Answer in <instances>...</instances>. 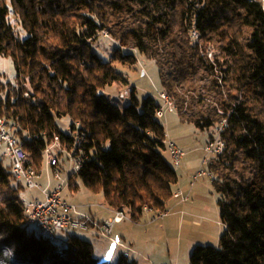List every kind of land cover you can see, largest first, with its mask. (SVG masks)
I'll return each instance as SVG.
<instances>
[{
  "label": "trees",
  "instance_id": "obj_1",
  "mask_svg": "<svg viewBox=\"0 0 264 264\" xmlns=\"http://www.w3.org/2000/svg\"><path fill=\"white\" fill-rule=\"evenodd\" d=\"M83 1L0 0V57L10 58L16 73L14 83L0 73V115L11 133L41 168L54 138L70 149L78 127L87 140L77 177L87 189L134 222L147 208L167 211L178 174L164 157L166 129L156 115L161 104L152 96L140 100L136 88L126 105L106 92L128 85L113 63L134 67L138 55L155 60L162 90L182 121L211 130L228 119L226 149L209 164L223 232L218 246L196 247L190 264H264V0H113L127 16L143 22L157 17L162 26L135 41L132 52L119 46L110 62L82 36ZM101 22L120 38L115 24ZM215 42L210 60L207 47ZM204 73L214 76L208 92L221 79L238 92L235 103L222 98L201 108ZM63 119L71 122L68 133L59 126ZM22 189L11 165L0 160V264H105L78 236L69 239L68 258H57L30 228L20 207ZM117 264L137 262L121 256Z\"/></svg>",
  "mask_w": 264,
  "mask_h": 264
},
{
  "label": "rangeland",
  "instance_id": "obj_2",
  "mask_svg": "<svg viewBox=\"0 0 264 264\" xmlns=\"http://www.w3.org/2000/svg\"><path fill=\"white\" fill-rule=\"evenodd\" d=\"M112 2L113 0H84L79 4V9L80 5L83 8L79 24L82 36L94 45L95 52L105 62L112 60L113 54L119 46H123L122 48L126 52H132L133 49L130 46L135 41L162 26L157 17L143 22L127 16L125 10L113 5ZM120 17L121 19H119ZM102 18L117 26L116 29L119 31L120 38H115L110 32L102 28ZM10 20H12L11 22H13L12 24H14L16 31L20 32L21 27L18 25L16 17L11 15ZM22 35L26 36L24 33ZM193 39H199V35L195 32L193 33ZM219 44L215 42L207 47L210 60L214 59L216 48ZM113 67L125 77L128 85L115 84L109 87L106 92L112 99L117 100L119 94L125 89L136 88L137 96L140 100L152 96L159 104H163L161 99L163 90L160 69L155 60L138 55V63L134 67L118 62L113 63ZM0 73L3 74L6 82H15L16 73L10 58L0 57ZM212 77L214 78L210 73L209 75L204 73V80L200 83V92L206 97L203 98L205 100L203 103L198 101V105L201 108H212L222 98L227 100L229 105H232V102L235 103L238 92L221 79L219 88L210 87L211 90L207 91L206 86H210ZM199 96L197 94V97ZM26 97H29V95H26ZM126 101H122V104L126 105ZM219 113L223 114L222 111H219ZM179 114V111L167 113L165 118L160 119L169 138L173 135L175 140H182V142L194 144L193 147H196L208 142L210 136L215 134L217 126L211 130H200L194 124L182 121ZM224 118L223 120H225ZM70 125L71 122L68 119L59 121V126L65 133L70 132ZM5 149V144L0 143V160L8 166L10 161L3 157ZM53 151L57 156L55 157L59 160L58 169L48 166L49 158L45 156L42 167H36L42 171V177L38 181L41 189H22L21 199L27 201L32 198L44 199L43 189H55L64 180V183L68 185L63 191V197L68 202L78 205L80 212L83 210H92L94 213L97 210L104 211L103 209H105L106 205L103 194L90 191L83 185L76 173H73L75 166L69 160L70 157L67 155L66 150L62 152V148L55 147ZM201 154L204 158L205 151H198L197 154L188 155L186 160L193 159V157L198 160ZM164 157L174 167L168 151L164 153ZM201 162L202 160L196 161L197 165L194 167V174L188 172L186 167H174L178 174V182L174 187V191L179 186L186 187L187 193L190 191L187 200H183L184 194L181 197L183 203L188 201L186 205L174 206L173 209H170L171 205H169L166 211L168 216L157 221H152V219L156 214L159 215L160 213L145 211V214L138 222L128 220L115 227L111 237L116 241L122 242L123 244H120L123 246L114 244L110 238L103 237L99 233L96 235V233L77 232L75 235L92 243L96 258L105 264H117L121 256L130 257L137 264H190V258L196 247L218 246L223 232L218 204L220 196L214 182L207 176H202L195 181L194 187H191L194 175L202 167ZM209 164L203 166L204 171L209 172ZM56 169L61 172L63 180L56 179ZM5 190L6 192L9 191L8 186H5ZM172 202H176V200H172ZM115 211L113 210V212ZM30 228L33 229L32 226ZM109 252L112 254L111 260L105 258Z\"/></svg>",
  "mask_w": 264,
  "mask_h": 264
},
{
  "label": "built area",
  "instance_id": "obj_3",
  "mask_svg": "<svg viewBox=\"0 0 264 264\" xmlns=\"http://www.w3.org/2000/svg\"><path fill=\"white\" fill-rule=\"evenodd\" d=\"M132 93L131 89H125L119 94V100L128 102V99ZM163 104L157 111V118L162 119L167 113L178 112L175 102L165 92L161 94ZM228 128V119L223 120L216 128L213 138L208 142L204 148L205 157L202 159V167L194 175L191 187L195 185L202 176H207L212 181H215L216 176L213 172L204 171L203 166L210 163L211 160L221 155L226 149V143L223 140V134ZM87 140V134L81 132L78 127L74 129L70 138V149H65L62 141L59 137H55L53 142L48 146L46 150V156L48 159V166L59 167V160L54 154V148H62V152H67L70 157V161L75 166L76 175L79 173L84 165L83 153L84 144ZM0 143L5 144L6 149L3 153V157L10 161L11 170L16 180L22 182L26 190L41 189L38 181L42 177V171L38 170L34 163L28 157L22 140L15 137L7 124L4 117L0 115ZM164 144L167 151L172 158V164L175 168H181L183 160L186 156V151L179 147L174 141H172L167 135L164 137ZM65 149V150H64ZM56 156V157H55ZM55 170V177L57 180H63L61 172ZM68 184L63 182L55 189L48 190L43 189L42 194L44 199L32 198L27 201L21 199L20 207L24 210L31 226L33 227L36 235L47 241L53 249L54 255L59 259H67L68 251H70V237L77 236V232H87L110 238V240L118 245L123 246L120 242L114 240L111 236L115 227L124 222L131 220V218L123 211L116 210L113 212V217L109 220L100 222L91 215H86L80 212V207L76 204H72L64 199L63 191ZM182 197L180 192L174 193V199ZM183 200H187V197H183ZM150 213L154 211L152 209H145ZM155 213V212H154ZM159 215H155L152 221L163 219L168 216L166 211L159 212ZM132 221V220H131Z\"/></svg>",
  "mask_w": 264,
  "mask_h": 264
},
{
  "label": "crops",
  "instance_id": "obj_4",
  "mask_svg": "<svg viewBox=\"0 0 264 264\" xmlns=\"http://www.w3.org/2000/svg\"><path fill=\"white\" fill-rule=\"evenodd\" d=\"M167 115V114H166ZM166 115H165V117H166ZM164 117V118H165ZM163 119V118H162ZM175 137L173 136V135H171L170 136V139L172 140V141H174L179 147H181V148H183L185 151L186 150H188V151H186V156H185V158H184V162H183V164H182V167H186L187 168V171L188 172H192V174H194V172H193V170H194V167L197 165L196 164V161L198 162V161H200V160H202V158H203V156H202V154H201V156H200V158H198V160H195L194 159V157H193V159H187L186 160V158L188 157V155H193V154H197L198 153V151H204V148H205V146L208 144V142H209V140H208V142H206V143H204L202 146H200V145H197L196 147H193L194 146V144H190V143H184V142H182V140H175L174 139ZM185 164V165H184ZM175 191H177V192H180L181 194H182V196H183V194H184V196L183 197H187L188 196V194H189V192L187 193V191H186V187H183V186H179V187H177L176 188V190ZM177 192H175V193H177ZM174 200H176V202H171L170 203V205H171V207H170V209H173L174 208V206H183V205H186V203L188 202H186V203H183V201L181 200V198H179V199H174ZM173 200V201H174ZM104 203H105V201H104ZM172 204H173V206H172ZM106 205V204H105ZM104 211H100V210H97V211H95V213L92 211V210H83L82 211V213H84V214H86V215H91V216H93V217H95L97 220H99V221H106V220H109V219H111L112 217H113V209H111V208H109L107 205H106V207H105V209H103ZM125 222V221H124ZM123 223V222H122ZM221 223V222H220ZM223 226V225H222ZM119 242V241H118ZM120 243H122V242H120ZM123 244V243H122ZM129 249H131V248H129ZM130 258V257H129ZM132 260V259H131Z\"/></svg>",
  "mask_w": 264,
  "mask_h": 264
},
{
  "label": "snow or ice",
  "instance_id": "obj_5",
  "mask_svg": "<svg viewBox=\"0 0 264 264\" xmlns=\"http://www.w3.org/2000/svg\"><path fill=\"white\" fill-rule=\"evenodd\" d=\"M111 255H112L111 252H109L105 258H106L107 260H111Z\"/></svg>",
  "mask_w": 264,
  "mask_h": 264
}]
</instances>
